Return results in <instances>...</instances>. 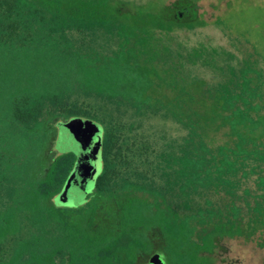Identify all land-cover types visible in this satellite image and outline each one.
<instances>
[{
  "label": "trees",
  "instance_id": "obj_1",
  "mask_svg": "<svg viewBox=\"0 0 264 264\" xmlns=\"http://www.w3.org/2000/svg\"><path fill=\"white\" fill-rule=\"evenodd\" d=\"M183 5L0 0V264H51L57 218L99 221L89 238L154 237L170 264H213L218 239L264 234V69L180 33L206 25ZM74 115L104 125L92 209L54 196L74 160L58 122Z\"/></svg>",
  "mask_w": 264,
  "mask_h": 264
},
{
  "label": "flooded vegetation",
  "instance_id": "obj_2",
  "mask_svg": "<svg viewBox=\"0 0 264 264\" xmlns=\"http://www.w3.org/2000/svg\"><path fill=\"white\" fill-rule=\"evenodd\" d=\"M178 2H182V4L184 5L177 9L176 14L180 19H186L188 15L190 16L193 13L192 9H195L194 1L175 0L168 6H174ZM255 5L256 9H261V5L263 4L261 2H257ZM195 12L201 19L206 21V25H201L198 28L183 27L181 30H179L180 33L190 34L200 32L203 34L205 33L204 31L207 30V28H212L214 29L212 32L217 36L215 38L217 44H222L226 46L228 50L234 52V61L236 59V54L241 55V52H250L256 58V60L259 61L264 69V40H262L264 37L263 22L260 23L259 21H257V18L255 20H252L251 23L245 24L246 26L242 27L239 23L234 22L236 20L231 17V15L228 16L227 11L224 15L216 16L211 20L205 19L203 14L198 12L196 9ZM249 24L251 25L249 26ZM257 29H259L258 38L256 32ZM256 40H258V42H256ZM222 57H224V55H222ZM218 59L219 62H223V58ZM261 79L263 80L262 87L264 90V76H261ZM88 118L99 124L101 130L99 144V155L101 161L100 171L97 173L93 181V185L89 190L83 193L82 198L78 201H75L74 203H61L56 198L57 205L61 208L80 209L82 206H88L89 208H91L93 204H90L88 202L96 199L95 195L100 193L98 190V178L102 174V169L104 166V158L102 155L104 125L91 117ZM63 152L73 153L74 160L71 166L72 169L76 160V153L74 152V150H67ZM70 171L68 172L67 176L69 175ZM67 176L65 177L59 188L54 192L55 197L61 191ZM122 191V187L112 188V192L117 194L121 193ZM63 222L65 221L60 220V218L55 219L53 222L54 250L51 254V264H156L157 262H150V258L156 256L157 254L160 255V264H170L169 254L167 253V250L162 247V243L155 244L154 237H151L153 240H151L148 244H143L142 246H140L138 241L139 236H137L135 241L131 244L130 235L123 234V230L121 227V233L117 234L116 227L111 228L112 233L110 235L102 237L99 236V239L97 235L89 238L88 236L83 235L82 231H95L96 224L99 223V221H95L94 219H92L91 221H84V227L75 226L71 219L68 221V224L66 226L63 225ZM106 224H108L107 221ZM143 238L145 237L143 236ZM11 247V242H7V244L5 245L6 250L2 253V255H4V257L7 259L11 255ZM22 256L23 258H26L27 253L22 254ZM36 264L43 263L36 261Z\"/></svg>",
  "mask_w": 264,
  "mask_h": 264
},
{
  "label": "rangeland",
  "instance_id": "obj_3",
  "mask_svg": "<svg viewBox=\"0 0 264 264\" xmlns=\"http://www.w3.org/2000/svg\"><path fill=\"white\" fill-rule=\"evenodd\" d=\"M140 1V0H133ZM164 4L170 5L175 0H161ZM195 9L202 13L204 18L211 20L216 16H222L227 11L228 16L231 15L242 27L245 24L251 23L252 20L257 19L260 23L263 22L264 28V0H193ZM261 2V9H256V3ZM229 5V6H228ZM247 18V19H246ZM251 24H249L250 26ZM214 29L207 28L205 33L217 37L212 31ZM245 30V29H244ZM257 29V38L258 31ZM264 32V31H263ZM205 33L197 32L193 34L191 39L195 37H202ZM189 35V34H187ZM264 40V37L263 39ZM258 42V40H256ZM98 108V107H96ZM121 120H127L131 117L128 114L121 116ZM132 119V118H131ZM146 126L145 121H143ZM168 131L176 135L180 132V129L175 125H167ZM71 200V199H70ZM69 200V201H70ZM74 203V201H70ZM264 234L256 232L253 236L248 238L238 237H222L218 239L214 250L207 254V257L213 264H264Z\"/></svg>",
  "mask_w": 264,
  "mask_h": 264
},
{
  "label": "water",
  "instance_id": "obj_4",
  "mask_svg": "<svg viewBox=\"0 0 264 264\" xmlns=\"http://www.w3.org/2000/svg\"><path fill=\"white\" fill-rule=\"evenodd\" d=\"M100 135L99 124L88 117L74 115L58 122L56 148L59 151L74 150L76 153L74 167L67 176L61 191L56 195L59 202L78 201L83 193L93 185L101 167ZM159 256L157 254L151 257L150 262L160 264Z\"/></svg>",
  "mask_w": 264,
  "mask_h": 264
}]
</instances>
